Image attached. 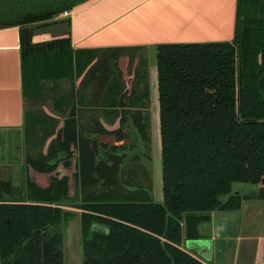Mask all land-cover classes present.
I'll return each instance as SVG.
<instances>
[{"label":"trees","instance_id":"1","mask_svg":"<svg viewBox=\"0 0 264 264\" xmlns=\"http://www.w3.org/2000/svg\"><path fill=\"white\" fill-rule=\"evenodd\" d=\"M88 1L0 0V29L20 28L24 97H38L32 84L41 77L81 80L57 97L58 116L41 135L25 118V167L47 182L24 174L22 185L0 184V264H64L65 208L81 211L83 264H202L181 249L183 240L197 238L214 212L264 202V0H238L231 42L158 46L162 202L154 200L147 170L150 125L126 105L148 100L149 89L138 96L134 87L111 86L114 76L126 81L124 51L96 60L75 50L70 36L33 41L32 25ZM89 85L106 109L117 92L118 127L87 109ZM236 184L259 188L246 195Z\"/></svg>","mask_w":264,"mask_h":264},{"label":"crops","instance_id":"2","mask_svg":"<svg viewBox=\"0 0 264 264\" xmlns=\"http://www.w3.org/2000/svg\"><path fill=\"white\" fill-rule=\"evenodd\" d=\"M68 13L67 17L63 13L32 25L34 43L70 36L75 50L94 53L96 60L104 59L113 50L124 51L120 53L119 67L127 89L134 87L138 96H144L148 88L150 94L149 101L136 100L126 105L146 115L138 121L150 125L154 153L160 138L153 126L161 124L158 46L231 42L236 32L238 0H91ZM135 76L138 77L133 80ZM94 86L87 88L91 89L87 92V109L100 114L101 124L120 125V119L106 117L108 109L102 100L93 97ZM25 118L20 28L0 29V147L4 148L0 155V184L22 185L24 174L32 177L31 173H35L25 167ZM134 135L136 140H143L140 134ZM15 151L22 158L12 161ZM159 160L160 168L161 152ZM160 171L162 174V168ZM240 188L241 193L255 195L259 187ZM155 194V201H163V191L159 197ZM210 216L209 221L199 224L197 238L183 240V251L202 264H264V202L249 200L238 212L217 211Z\"/></svg>","mask_w":264,"mask_h":264},{"label":"rangeland","instance_id":"3","mask_svg":"<svg viewBox=\"0 0 264 264\" xmlns=\"http://www.w3.org/2000/svg\"><path fill=\"white\" fill-rule=\"evenodd\" d=\"M64 38H68V36ZM119 57L122 58V55L121 56L119 55ZM95 62L96 60L94 61V63ZM132 62L133 61H131V64H133ZM80 81L81 80H76L72 82L70 79H63V78L50 81V80L44 79V77H41V79L37 83L32 84L39 91V95L38 97H35V95L31 93L25 95L26 116L30 119L32 123H34V121L37 122L36 124H37V128L39 129L40 135L43 129H47L50 127L51 124H54L55 119L58 116V108H57V104H55L57 97L59 95L60 97H64V96H67V94L72 93V90H73L72 85L74 86L76 85L78 87L81 83ZM111 86H115L116 89L120 90L121 92H125L128 90L126 83L123 81L120 75L113 77ZM87 92H91V89H89ZM116 93L117 92L114 91V94H112L110 101H108L109 108L107 110L106 117L111 120H114L115 116L117 115V111H116L117 109H116V104H115L117 102V98H116V102L114 99L116 96ZM87 95H88V100H89V93ZM140 100H144V99H140ZM134 102L132 104H134ZM157 126L158 125L156 124L153 126L154 133L155 132H157V134L159 133L158 137L160 138V140H157V143H156L157 147L155 146L153 147V150L155 149V152L153 153V161L151 163V170L153 171V174H154L153 182H152L153 194L156 193L155 196L159 197L163 191L162 174H161V171L159 172L160 168H162V166L159 168L160 152L162 156V143H161V137H160V130H161L160 124L158 126V130L156 131ZM1 150H4V148L0 147V155H2ZM12 153H13L12 161H17V159L22 158V157L18 158L19 153L15 155L16 151ZM60 172L64 175L68 174L71 176L72 169L66 170L64 167H61ZM31 176H32V180L36 182L37 184L38 183L44 184V182H47V177L44 178L45 180H42V178L38 177L37 173H31ZM240 186L244 187L246 190L249 188L250 190H252L255 187V185L236 184L234 187V190L238 191V189H241ZM157 202H160V201H157ZM65 209L67 210V212H71V214H69L70 217L66 216V219H64V222L62 224L64 239H65V244H64L65 263L64 264H82L83 253H82V248H80V214H81V211L77 209H71V208H65Z\"/></svg>","mask_w":264,"mask_h":264},{"label":"flooded vegetation","instance_id":"4","mask_svg":"<svg viewBox=\"0 0 264 264\" xmlns=\"http://www.w3.org/2000/svg\"><path fill=\"white\" fill-rule=\"evenodd\" d=\"M119 125H117L116 127H118ZM103 153H104V151H103ZM102 153V155H105V153L103 154ZM152 159H151V163H152V161H153V152H152ZM135 168V167H134ZM136 169V168H135ZM147 170H148V173H149V178H150V181L151 182H153V176H154V174H153V171L151 170V164L150 165H147ZM162 173H163V171H162ZM132 174H134V173H132ZM134 176V175H133ZM149 178L147 179V182H148V180H149ZM162 178H163V174H162ZM153 197H154V194H153ZM154 200H155V198H154ZM157 202V201H156Z\"/></svg>","mask_w":264,"mask_h":264},{"label":"water","instance_id":"5","mask_svg":"<svg viewBox=\"0 0 264 264\" xmlns=\"http://www.w3.org/2000/svg\"><path fill=\"white\" fill-rule=\"evenodd\" d=\"M80 248H82L81 247V232H80ZM81 255V254H80ZM81 258V257H80ZM82 264H83V260H82Z\"/></svg>","mask_w":264,"mask_h":264},{"label":"built area","instance_id":"6","mask_svg":"<svg viewBox=\"0 0 264 264\" xmlns=\"http://www.w3.org/2000/svg\"><path fill=\"white\" fill-rule=\"evenodd\" d=\"M63 15L67 17V16H69V13L65 12Z\"/></svg>","mask_w":264,"mask_h":264}]
</instances>
